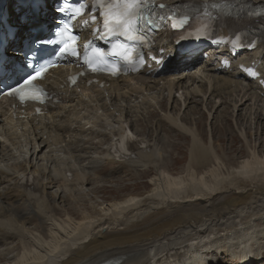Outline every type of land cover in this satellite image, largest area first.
<instances>
[{"label": "bare ground", "instance_id": "bare-ground-1", "mask_svg": "<svg viewBox=\"0 0 264 264\" xmlns=\"http://www.w3.org/2000/svg\"><path fill=\"white\" fill-rule=\"evenodd\" d=\"M247 1L264 5V0ZM19 25L29 28L27 22ZM171 35L167 28L159 40L167 75L155 78L156 71L144 69L107 80L104 89L82 86L81 92L61 86L66 77L61 69L47 82L64 99L49 107L51 115L23 122L8 109L0 113V264H228L233 259L264 264V152L254 146L231 162L213 139L205 140L201 121L192 120L203 109L211 130L227 102L239 120L259 111L263 121L264 105L257 100L264 101V85L248 80L239 63L258 67L264 79V35L253 51L237 58L227 47L210 48L202 61L200 56L184 60ZM224 57L230 68L222 66ZM133 98L135 112L141 109L154 120L153 135L138 134L134 155L118 160L114 138L132 125ZM122 99L128 104H118ZM249 100L254 103L247 105ZM166 131L191 139L180 171H169L172 158L162 153L167 140L160 134ZM118 169L152 172L150 189L107 199L87 188L92 176L118 175ZM31 177L38 178L35 188L24 183Z\"/></svg>", "mask_w": 264, "mask_h": 264}, {"label": "rangeland", "instance_id": "rangeland-1", "mask_svg": "<svg viewBox=\"0 0 264 264\" xmlns=\"http://www.w3.org/2000/svg\"><path fill=\"white\" fill-rule=\"evenodd\" d=\"M169 73L170 72L168 71L167 74ZM135 82L136 81H133L132 83H135ZM153 94L158 95L156 90H153ZM164 94L166 95V92ZM175 95L177 97L182 96V90L179 92H176ZM198 99L200 98L198 97L197 100ZM216 100L218 101V99ZM224 103L225 104L223 105V109H222L224 113L221 114L222 117L218 116L219 119H215L212 121V126H210V128H212L211 130L209 129L208 124L206 123L208 120V115L205 111H203V109L193 114L192 120L201 121L200 127L204 131V134L206 136L205 140L208 141L209 138L213 139V143L214 142L216 143V144L214 143L215 149L220 153L223 152V154H225V156H227L230 159V161L234 163H236L238 160L243 159V157H245L247 153L249 154L248 149L249 148L251 149L254 146L264 152V143L262 142L264 140V119L263 121H260V122L258 121L259 117L257 115L259 111L257 112V115L253 114V115L248 116L251 113V111L248 112L247 115H245L246 117L243 114L241 115L242 118L239 120L238 116H234L236 115V112L238 110L233 112V108L230 106H229V109H226L228 108V105H227V102H224ZM253 103H254L253 100H249L246 102L247 105H252ZM118 104H128V103H126V101L122 99L120 102H118ZM213 104L214 103H212V105ZM257 104L260 107L264 105V101L257 100ZM128 105L129 107H132L131 111H133L132 112L133 117L131 118L132 119L131 124H132L133 129L140 135L152 137L153 129H152V123L150 121L153 122L154 120H150L151 118L148 119V114L146 113L142 114L141 109H138L140 113L138 111L137 113L135 112L137 109L133 106L138 105V100H134L133 98L130 104ZM192 105H194V103ZM198 107L200 108L201 105H198ZM184 108L185 106H183L182 111L184 110ZM221 108L222 107H220V109ZM243 108H245V106ZM254 111L255 109L252 110V113ZM101 112L102 110L100 111V113ZM242 112L245 113V110H243ZM212 114H214V111H212ZM180 115H182V112ZM216 115L217 113H215L214 116ZM136 118H139L140 120H136ZM102 122L105 123L104 121ZM246 135L247 137H245ZM243 136L247 139V143L242 138ZM160 137H163L168 142V143L165 142V146H164L165 148L164 147L162 148L163 150L162 153L165 156V158H168V159L172 158V160H170V163L168 164L169 171L172 172L173 169H174L173 171L182 170L188 161V154H189V148H190L188 146L191 142V139L188 137H185L184 135L180 133L177 134L176 132L173 133L169 131H166V133L161 132ZM257 140H258V143H257ZM260 142H262L263 145L262 144L260 145ZM104 167L106 169L109 168L108 165ZM120 169H118L116 173H118ZM121 170L125 172L124 169H121ZM123 172H119L118 175L115 174L113 176H108V171H106L102 173L100 176L98 175L92 176L91 179L92 178L93 179L90 184H87V188L96 189L98 191V194L100 193V196H105L107 197V199H111L113 197H123V196L130 195V194L142 193L150 189L151 185L149 184L148 180L151 177V175H153L152 172L144 173L142 171H139L138 173H129L130 171H127L126 173L128 174H125ZM110 174H113L112 171ZM87 204L85 205H87L88 209L94 210V205H91L90 202H88ZM81 210H83V208H81ZM259 248L260 247L258 246V249ZM251 250H254V247H252ZM260 250L262 249L260 248ZM235 263H236L235 260L228 261V264H235Z\"/></svg>", "mask_w": 264, "mask_h": 264}, {"label": "snow or ice", "instance_id": "snow-or-ice-1", "mask_svg": "<svg viewBox=\"0 0 264 264\" xmlns=\"http://www.w3.org/2000/svg\"><path fill=\"white\" fill-rule=\"evenodd\" d=\"M96 6L100 8L104 12V20H103V28L110 33L113 37H125L128 41H135V37L132 35L135 30L136 35L140 34V25L139 19L140 16V6L143 5L144 0H95ZM85 7L84 4L80 5V8ZM161 8L166 7L165 5H160ZM59 13H64L66 11H71L70 8L65 7L64 0H61L59 7L55 9ZM79 12V9H77ZM264 15V13H262ZM93 19H95L93 17ZM188 22V17H175L174 22L172 23V27L174 29H183L185 24ZM64 35V25L57 30L56 36L58 39H48L41 41V43L46 44H57L62 43L63 46L59 49V52L63 55H74L79 56L80 53L77 50L68 51L70 48V42L66 40H62ZM75 36V31L73 30V37ZM119 40L117 45H114L112 55L119 57L121 60L126 63H133L134 59H130L133 56V53L128 50L126 52H122L117 50L119 47ZM131 47V46H129ZM94 54H100L101 50L99 48L94 49ZM177 55H181L177 53ZM183 56H189L191 53L184 52ZM85 62L92 67L93 71H97L96 67L93 66V61L90 60L87 56L85 57ZM48 67L47 64L42 65L40 68L34 69L31 74L25 77L22 80H19L17 83H8L13 76L18 74V69L15 65H9L8 62L4 61L0 58V90H5L9 95H17L21 101L26 100H35L41 101V92H37L30 88L29 91L24 92L23 88L25 85H30V83L41 76V72L44 71ZM113 71L118 72L119 68L113 65ZM42 102V101H41Z\"/></svg>", "mask_w": 264, "mask_h": 264}]
</instances>
